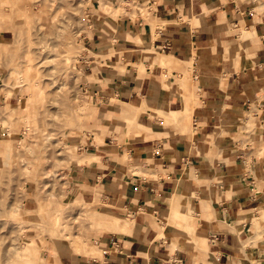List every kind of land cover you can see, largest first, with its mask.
<instances>
[{
    "label": "crops",
    "instance_id": "crops-1",
    "mask_svg": "<svg viewBox=\"0 0 264 264\" xmlns=\"http://www.w3.org/2000/svg\"><path fill=\"white\" fill-rule=\"evenodd\" d=\"M114 5L113 34L99 26L83 37L80 88L95 105L97 137L86 134L68 174L80 204H100L90 219L114 227L91 238L97 247L58 249V262L264 264V238L253 231L264 228V0ZM179 92L200 104L190 132L156 113L179 110ZM252 102L261 114L246 118L244 130L239 113ZM180 225L199 246L207 236L208 252Z\"/></svg>",
    "mask_w": 264,
    "mask_h": 264
},
{
    "label": "rangeland",
    "instance_id": "rangeland-1",
    "mask_svg": "<svg viewBox=\"0 0 264 264\" xmlns=\"http://www.w3.org/2000/svg\"><path fill=\"white\" fill-rule=\"evenodd\" d=\"M114 2L0 0V125L11 128L8 137L7 128L0 126V264H60L58 249L83 252L87 245H95L89 244L91 238L104 226L114 227L111 221L90 219V211L99 209V202L92 207L80 204L70 192L68 176L81 153L78 145L94 132L90 125L95 105L80 88V58L86 51L83 37L99 26L113 34L116 13L121 11ZM98 10L108 17L98 15ZM244 28L243 24L241 31ZM115 53L110 55L119 58ZM235 56L238 65L244 56L239 42ZM179 94V110L156 113L181 130L188 126L185 131L190 132L191 113L200 104L192 92L190 99ZM187 104L191 112L185 121H178L175 117ZM254 113L261 114L254 102L239 113L244 130L250 128L244 125L245 119ZM263 229L253 230L257 238H264ZM186 236L208 252L207 236L204 246L197 244L196 234ZM77 239L85 247L77 248Z\"/></svg>",
    "mask_w": 264,
    "mask_h": 264
},
{
    "label": "bare ground",
    "instance_id": "bare-ground-1",
    "mask_svg": "<svg viewBox=\"0 0 264 264\" xmlns=\"http://www.w3.org/2000/svg\"><path fill=\"white\" fill-rule=\"evenodd\" d=\"M116 7V6H115ZM89 16V14H87V17ZM87 22V21H86ZM88 23V22H87ZM88 26H90V25H88ZM91 27V26H90ZM69 147H71L70 145H68ZM259 152H261V151H259ZM258 152V153H259ZM74 245L75 246H77V248H82V246L84 245V242L81 240H75V242H74ZM91 255H96V252L95 251H93L92 253H91Z\"/></svg>",
    "mask_w": 264,
    "mask_h": 264
},
{
    "label": "built area",
    "instance_id": "built-area-1",
    "mask_svg": "<svg viewBox=\"0 0 264 264\" xmlns=\"http://www.w3.org/2000/svg\"><path fill=\"white\" fill-rule=\"evenodd\" d=\"M209 238H210V242L214 243V241L217 239V236L216 234H211Z\"/></svg>",
    "mask_w": 264,
    "mask_h": 264
}]
</instances>
